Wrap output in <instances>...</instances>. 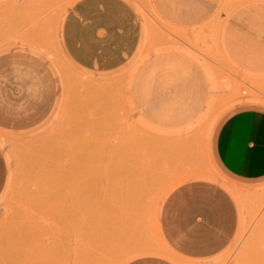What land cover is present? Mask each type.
<instances>
[{
    "label": "rangeland",
    "instance_id": "374dc122",
    "mask_svg": "<svg viewBox=\"0 0 264 264\" xmlns=\"http://www.w3.org/2000/svg\"><path fill=\"white\" fill-rule=\"evenodd\" d=\"M125 1L141 30L125 66L82 70L56 38L45 53L55 110L36 129L0 132V264H264V179L231 177L216 153L228 119L264 111V0ZM192 181L218 184L238 207L235 237L212 258L186 259L162 235L163 203Z\"/></svg>",
    "mask_w": 264,
    "mask_h": 264
},
{
    "label": "crops",
    "instance_id": "0c3cea01",
    "mask_svg": "<svg viewBox=\"0 0 264 264\" xmlns=\"http://www.w3.org/2000/svg\"><path fill=\"white\" fill-rule=\"evenodd\" d=\"M55 3L0 0V45L5 46L0 52V132L36 129L55 110L59 81L45 53L56 38L69 61L85 71L119 70L138 49L139 17L127 1L75 0L64 14L55 11ZM216 153L231 177L244 182L264 179V111L246 110L228 119L218 133ZM8 174L0 145V196ZM160 224L165 241L178 255L212 258L231 244L239 211L218 184L192 181L167 197ZM126 264L173 263L144 256Z\"/></svg>",
    "mask_w": 264,
    "mask_h": 264
}]
</instances>
